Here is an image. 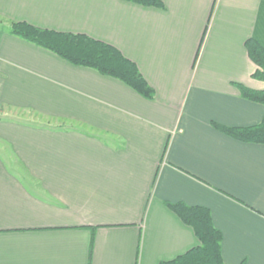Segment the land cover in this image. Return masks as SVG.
Returning <instances> with one entry per match:
<instances>
[{
    "label": "crops",
    "instance_id": "0c3cea01",
    "mask_svg": "<svg viewBox=\"0 0 264 264\" xmlns=\"http://www.w3.org/2000/svg\"><path fill=\"white\" fill-rule=\"evenodd\" d=\"M0 0V264H161L199 242L168 205L208 209L224 264H264V144L245 43L264 0ZM25 23L116 48L153 89L9 34Z\"/></svg>",
    "mask_w": 264,
    "mask_h": 264
},
{
    "label": "trees",
    "instance_id": "16d2710c",
    "mask_svg": "<svg viewBox=\"0 0 264 264\" xmlns=\"http://www.w3.org/2000/svg\"><path fill=\"white\" fill-rule=\"evenodd\" d=\"M147 8L163 9L161 0H121ZM9 34L43 48L66 62L100 75L120 81L139 96L153 100L154 91L146 83L137 66L126 59L116 48L82 34L58 33L35 28L25 23L13 24ZM245 48L249 59L257 66L252 77L264 83V48L254 40H248ZM241 96L264 108V91H252L237 86ZM222 133L244 142L264 144V113L259 125L244 129L215 126ZM168 207L187 226L191 227L199 245L172 261L161 264H224L221 257L220 232L214 227L208 209L187 207L182 204Z\"/></svg>",
    "mask_w": 264,
    "mask_h": 264
}]
</instances>
